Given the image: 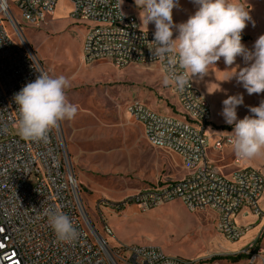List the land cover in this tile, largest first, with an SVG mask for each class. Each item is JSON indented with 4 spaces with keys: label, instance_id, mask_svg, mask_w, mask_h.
I'll return each instance as SVG.
<instances>
[{
    "label": "built area",
    "instance_id": "1",
    "mask_svg": "<svg viewBox=\"0 0 264 264\" xmlns=\"http://www.w3.org/2000/svg\"><path fill=\"white\" fill-rule=\"evenodd\" d=\"M68 1L71 17L92 22L83 40L84 62L109 60L117 67L153 63L165 74V63L149 49L154 30L139 27L130 4L124 6L123 0ZM14 3L24 21L39 24L55 12L58 0ZM6 22L13 27L15 38ZM22 34L9 0H0V264H195L167 255L159 246H111L87 216L59 127L51 129L44 141L18 135L14 95L41 71L47 72ZM171 91L180 108L179 116L157 112L137 99L126 106V111L143 124L152 146L179 155L185 174L157 187L141 188L121 203L106 200L102 207L135 205L148 211L180 199L190 211L214 209L216 230L229 241H237L264 213L260 205L264 175L252 166L236 167L228 175L220 172L209 158V149L231 145L230 132L209 130L213 127L211 103L192 79L184 90L171 86ZM234 162L240 165L242 159L235 155ZM47 209L68 215L78 239L58 241ZM100 220L105 233L113 236L106 219L102 216ZM261 234L240 250L250 264H264L259 248Z\"/></svg>",
    "mask_w": 264,
    "mask_h": 264
},
{
    "label": "rangeland",
    "instance_id": "2",
    "mask_svg": "<svg viewBox=\"0 0 264 264\" xmlns=\"http://www.w3.org/2000/svg\"><path fill=\"white\" fill-rule=\"evenodd\" d=\"M14 1L9 0V4L23 29L22 35L48 74L63 75L70 80L66 96L78 107V112L74 119L61 121L58 127L77 178L80 199L96 230L111 246H159L167 255L195 261V264H250L248 256L239 249L243 240L229 241L216 230V212L212 208L190 211L180 199L148 211H141L135 205L120 209L102 207L106 200L121 203L141 188L157 187L185 173L179 155L167 148L152 146L145 137L143 124L126 111V106L137 99L157 112L179 116L180 108L171 86L162 83L164 74L157 64L117 67L109 60L84 62L83 40L92 22L71 17L68 0H58L55 12L39 24L24 21ZM238 2L255 22L254 27L249 22L242 33L248 35L242 43L251 50L256 39L264 35V0ZM129 4L132 12H137L143 29L155 30L154 25L141 23L134 0H123L124 6ZM197 7L193 0H178V6L173 9L174 24L186 22ZM6 25L15 38L13 27L7 22ZM177 35L174 28L173 38ZM246 66L239 56L231 66H226L221 58L216 65L209 66L207 74L192 78L210 100L213 114L210 131L233 130L220 115L222 102L228 96L242 94L244 97L243 105L237 107L238 119L252 115L249 106H259L264 100V93L249 95L235 76L227 80ZM234 157L231 145L221 150L209 149V158L222 173L239 166H252L264 175V156L242 160L240 165L234 162ZM260 205L264 210V194ZM102 216L113 236L105 233ZM257 221L264 224V213ZM259 242L264 255L263 236Z\"/></svg>",
    "mask_w": 264,
    "mask_h": 264
},
{
    "label": "clouds",
    "instance_id": "3",
    "mask_svg": "<svg viewBox=\"0 0 264 264\" xmlns=\"http://www.w3.org/2000/svg\"><path fill=\"white\" fill-rule=\"evenodd\" d=\"M141 23L154 25L153 46L149 49L155 58L164 62L162 83L184 90L191 79L207 74L210 65L223 58L231 66L242 57L246 67L229 77H236L249 95L264 93V35H260L250 50L242 43V33L249 22H255L238 0H193L197 10L186 22L175 25L173 9L178 0H134ZM178 31L173 38V29ZM226 80V81H227ZM70 80L51 76L47 72L25 84L14 95L18 106L17 133L25 140L44 141L47 134L61 121L75 118L78 107L67 99ZM242 94L223 100L220 115L233 126L230 143L235 155L242 160L264 156V100L259 106H249L252 115L237 117V107L243 105ZM48 222L58 241L71 243L79 233L68 215L46 210Z\"/></svg>",
    "mask_w": 264,
    "mask_h": 264
},
{
    "label": "crops",
    "instance_id": "4",
    "mask_svg": "<svg viewBox=\"0 0 264 264\" xmlns=\"http://www.w3.org/2000/svg\"><path fill=\"white\" fill-rule=\"evenodd\" d=\"M134 13H136V15H137V12H135L134 11ZM137 17H138V15H137ZM138 25H139V27L141 28V29H143V27L140 25V23H139V19H138ZM182 165V164H181ZM233 170V169H232ZM231 171H229V172H227V173H224V174H226V175H228L229 173H230ZM185 174V173H184ZM183 174V175H184ZM182 175V176H183ZM181 176V177H182ZM181 177H179V178H181ZM176 179H178V178H176ZM176 179H173V180H176ZM173 180H171V181H173ZM250 221H254L255 220V217H249L248 218ZM263 227H264V224L260 221H254V225L243 235V237L241 238L243 241H242V244H241V247L239 248V249H241L244 245H246L250 240H252V239H254L255 237H257L258 235H259V233L260 232H262V234H263ZM262 234H261V236H262ZM262 237H260V239H261ZM241 239H239V240H241ZM239 240H237V241H239ZM238 249V250H239Z\"/></svg>",
    "mask_w": 264,
    "mask_h": 264
},
{
    "label": "trees",
    "instance_id": "5",
    "mask_svg": "<svg viewBox=\"0 0 264 264\" xmlns=\"http://www.w3.org/2000/svg\"><path fill=\"white\" fill-rule=\"evenodd\" d=\"M247 38H248V35H243V34H242V40H243V39H247ZM262 236L264 237V232H263ZM262 236H261V237H262ZM239 256H242V254H239ZM239 256H237V257H236L235 259H233V260H236ZM221 258H222V257H221Z\"/></svg>",
    "mask_w": 264,
    "mask_h": 264
},
{
    "label": "water",
    "instance_id": "6",
    "mask_svg": "<svg viewBox=\"0 0 264 264\" xmlns=\"http://www.w3.org/2000/svg\"><path fill=\"white\" fill-rule=\"evenodd\" d=\"M88 216V215H87ZM94 228V227H93Z\"/></svg>",
    "mask_w": 264,
    "mask_h": 264
}]
</instances>
